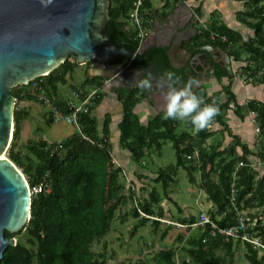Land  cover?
Listing matches in <instances>:
<instances>
[{
  "label": "trees",
  "instance_id": "16d2710c",
  "mask_svg": "<svg viewBox=\"0 0 264 264\" xmlns=\"http://www.w3.org/2000/svg\"><path fill=\"white\" fill-rule=\"evenodd\" d=\"M135 1L109 0L108 17L102 27L103 34L118 46L136 52L138 58L133 60L119 57L118 62L129 67H146L152 63L161 74L170 69L183 82L192 72L188 71L186 74V70L173 69L165 47L150 48L145 54L147 59L140 60L142 56L137 53L140 40L135 29L129 26L130 11ZM177 1L179 0H166L163 15L168 13L166 9L169 4ZM231 1L243 3V9L235 12L236 19L249 27L252 34L244 38L241 32L212 19L208 20L207 26L198 29V33L192 37L193 44L210 45L223 50L229 55L231 64L233 61L245 60V75L252 76V81L264 86V75L257 76V70L264 67V0ZM152 7L151 0L142 1L140 13L146 20V27ZM241 52L246 53V57L242 58ZM76 65L73 59L67 58L48 74L10 89L16 102L13 111L14 128L7 157L24 174L30 190H40L31 192L30 217L24 227L16 233L4 231L6 238L14 237L16 242L5 249L0 264H108L105 256L106 242H102L103 249L97 253L92 245L110 231L116 211L127 204L132 206L128 215L137 219L133 231L150 221V218L139 214L137 207L148 215L162 218L164 211L160 204L161 196L155 187L148 188V180L159 183L163 195L168 196V188L180 167L186 170L191 183L194 182L193 172H200L203 191L214 207L208 211L211 220L219 227L234 226L238 222L239 212L248 209L246 231L250 236L259 237L264 244V219L259 218L264 213V173L256 169L261 165L258 163H264V99L251 98L246 104L239 103L231 90L230 82L223 87L221 94L214 97L219 112L213 121L223 127L220 129L221 133L226 131L232 138L221 148L222 139L206 144V140L214 134L209 128L193 134L190 124L164 119L162 114L153 116L146 125L141 124L135 113V106L145 96L146 90L131 88L125 84L112 87L118 94L122 107L118 122V141L120 147L129 152L134 163L140 167L145 153L154 150L159 152L164 141H171L176 155L175 164L158 169L155 177L143 174L127 182L123 167L115 165L112 156L111 116L106 113L98 127L97 117L93 114L105 95L102 89L104 78L88 75L85 71L79 88L71 85L73 91H80V99L85 98L89 89L96 91L90 104L86 105V111L79 112V130L60 142L30 140L25 146L29 156L24 158L15 149L26 111L18 108L17 103L25 100L42 105L44 103L37 98V93L41 91L58 110L71 112L72 108L60 95L58 85L67 82L68 75L71 76ZM213 68L216 79L234 76L219 64H215ZM194 91L204 96L206 102H212L204 88L198 87ZM230 109L239 119L247 117L250 111L254 113L255 125L259 129L256 150L231 134L226 116ZM53 122L49 112L47 123ZM181 124L184 129L178 132L177 128ZM251 156L259 159L256 165L250 159ZM213 173H216V179L212 177ZM126 182L127 190L124 186ZM143 190H147L148 198L141 201L139 192ZM254 220L256 222L251 225ZM182 221L190 225L195 219L186 221L183 218ZM150 223L155 229L160 222L152 219ZM177 238L178 241L183 239L179 236ZM235 241L232 237H225L217 232L212 235L210 226L206 223L199 225V233L189 236L179 248L181 257L178 261L175 260L176 249L170 246L157 251L151 261L139 259L138 264H234ZM240 241L242 240L238 238L237 243ZM242 243L246 249V263L243 264H264V249L249 242ZM261 250L263 253L260 254Z\"/></svg>",
  "mask_w": 264,
  "mask_h": 264
},
{
  "label": "water",
  "instance_id": "95a60500",
  "mask_svg": "<svg viewBox=\"0 0 264 264\" xmlns=\"http://www.w3.org/2000/svg\"><path fill=\"white\" fill-rule=\"evenodd\" d=\"M109 4V0H49L45 4L41 0H0V263L5 249L16 242L14 237L6 238L4 231L16 233L22 229L30 217L31 204L28 182L6 154L14 128L15 98L10 89L48 74L67 58L80 65L93 60L90 75L102 76L105 82L115 85L136 88V80L148 70L153 74V87L161 84V76L153 72L152 64L145 69L117 64L119 57L138 58L136 52L104 36L102 27ZM191 15L177 28L169 22L171 34L163 41L152 33L146 35L137 50L140 60L147 59L145 54L150 48L160 46L166 48L170 65L181 68L187 60L183 58L179 64L177 56L189 53L181 43L198 33ZM202 48L208 51L211 65L222 61L221 66L231 74L226 52L210 45Z\"/></svg>",
  "mask_w": 264,
  "mask_h": 264
},
{
  "label": "rangeland",
  "instance_id": "374dc122",
  "mask_svg": "<svg viewBox=\"0 0 264 264\" xmlns=\"http://www.w3.org/2000/svg\"><path fill=\"white\" fill-rule=\"evenodd\" d=\"M158 1L159 0L152 1L155 7L157 6ZM224 5H227V7H225V10L229 15V17H226L224 19L226 24L239 30L244 38L247 37L248 34H252V30L249 27L235 20L234 14L231 12L232 8L229 7L228 3ZM195 21L196 24L198 23L203 24L205 22L203 19L202 22H199V19H195ZM205 25H207V23ZM240 54L242 58L246 57L247 55L244 52H241ZM244 62L245 60H242L240 62L239 61L232 62L233 75L234 77H236L237 81H240V84L244 88L249 87L251 83L253 84L257 83V85L259 84L261 90L260 95L262 96L261 99L263 100L264 86L259 82L252 81L253 79L249 80L248 76L246 77L245 75L246 72L244 70ZM90 63L88 62L84 65L77 64L74 67L71 76L68 75L67 82L65 84L60 83L58 85L60 95L64 97L67 101L73 103L75 106H79L80 104L76 100L73 94V89H74L73 87H76V89L79 88L82 81L84 80L85 71L88 75H90V68H89ZM211 80L212 81H210V83L207 86L206 84L204 85L203 82H201V85L202 86L204 85L207 87V89H209L208 91L211 92L210 95L212 96L218 95L217 93L220 91V88L217 91L216 89H210L211 85L218 86L216 85L217 82H214L213 79ZM215 81L218 80L215 79ZM71 85H73V87ZM102 89L104 92L111 90L107 85V82H105V80ZM91 90L92 89H89L88 92L90 93ZM249 98L250 97L244 98L243 102H245ZM17 104H18V108H23V110L26 111V115L20 124V136L17 142V147L15 149L17 152H20L24 158L29 156V153L25 149V146L30 140L44 139L47 142H60L64 140L68 135H70L69 133L72 130L74 132L78 130V128L75 127L73 124L67 123L62 119H56L54 120L53 123L48 124L47 118L50 112V107L47 104L41 105L35 101H25V100L19 101ZM110 107L112 106L109 103L102 108V110L104 111H101L100 113V109H97V112L94 111L93 114L100 113L101 115L105 112V110L110 109ZM151 116L152 115H148L147 117L149 118ZM101 121H102L101 117L99 119L97 118L98 127H100ZM250 124L253 126V130L251 136L246 137V142L247 141L249 142V146L251 148L257 149L258 146H256V142H257L259 129L256 127L255 121H253V119ZM115 125L116 124H113V127H115ZM216 125L217 124L213 126L214 129H216L215 127L222 129V126H220L219 124H218L219 126ZM230 126L233 132L235 133L241 132V130H238V127L236 128V126L234 127L232 125ZM182 129H184L183 124L179 125L177 131L180 132ZM225 135L226 132L224 131L222 133L220 132L218 134H214L213 138L214 140L217 138H218L217 140L222 139L223 142ZM111 139H112L111 141L113 142L112 144L113 149L116 148H117L116 150H118V148L120 149V146H118L119 145L118 137H115L113 135ZM230 140L231 138L227 136L221 148H223ZM206 142H207L206 144H208L209 142H211V140L208 139L206 140ZM115 151L113 152V154L115 153ZM122 151L126 153L125 149ZM113 154L112 156L115 157L114 156L115 154L114 155ZM121 156L123 159H125L124 153H121ZM115 158H117V156ZM250 159L253 161V163H255V165L256 162L259 160L256 156L255 157L251 156ZM124 161L126 163H124L123 165L122 162L118 161L117 159H114L115 165L117 166L121 165L124 171L132 175L134 178L138 177V175H143V174L150 175V177L153 178L157 175L158 169L165 168L170 164H175L176 162L175 149L172 146L171 141H164L162 142V147L159 152L157 150H154L145 153V156L141 160L143 164L142 163H141L142 165L139 164L140 167H138V165H136L132 161H130L129 163L132 166H130L126 160ZM258 164L261 165L257 166L256 169L259 171L262 170L261 173H264V163H258ZM141 167H145L146 170L143 171L144 168ZM193 176H194V182L191 183L188 180L186 170L180 167L177 171L175 180L170 184L168 188V196L163 195L162 188L159 183L154 182L152 179L148 180L149 182L148 188L150 186L155 187L161 196L160 204L164 211L162 215V219L166 220L167 218H169L170 215V218L174 220L173 222L176 221L182 225H177L175 223L173 224L159 220L160 223L158 227L154 229L153 225L150 223L152 218H150L149 219L150 221H148L145 225L139 226L138 228L135 229V231H133L134 230L133 226L136 224L137 219H135L131 215L127 217V215L130 214L129 211L132 209V206L130 204H127L120 207V209L116 211L115 216L111 221L110 231L99 242L93 243L92 245L93 250L96 253L100 252L103 249L102 242H106L105 256L108 258V264H138L139 259L142 260L141 258H144L146 261H151L155 253H157V251L172 246L173 248L176 249L175 260L178 261L181 257V250L179 248L182 246V244L187 240L189 236H194L199 233V225L191 226L188 225L187 223H182L184 222L182 221L183 218L186 221H189L191 218H194L196 222L199 219V214L201 210L206 215H208L209 214L208 211L214 208L212 205L208 206V203L210 202L207 199V195L203 191L200 181V172L198 170L194 171ZM212 177L216 179L217 178L216 173H213ZM120 179L122 178L120 177ZM124 186H126L125 189L127 190L128 187L127 182L124 183ZM139 193H140L139 195L141 201L145 197L148 198L147 190H143L142 192ZM247 212L248 209H245V213ZM178 236L183 238V240L178 241L177 238ZM240 242L242 243V241ZM234 249L236 254L234 264L246 263V259L244 256L246 249L244 248V245L242 246L240 243L239 244L237 243V239L235 241ZM261 253H263L262 250L260 251V254ZM119 256L122 262L119 259Z\"/></svg>",
  "mask_w": 264,
  "mask_h": 264
},
{
  "label": "crops",
  "instance_id": "0c3cea01",
  "mask_svg": "<svg viewBox=\"0 0 264 264\" xmlns=\"http://www.w3.org/2000/svg\"><path fill=\"white\" fill-rule=\"evenodd\" d=\"M152 1L153 0H151V2ZM164 2H166V0H159L156 7L153 5V2H152L153 7L151 8V17L148 20L147 27L145 25L146 20L143 19V24H144L145 30L147 31L146 35L152 33L154 36H158V39H160V41H163L164 36L163 37H159V36H162V34L165 32V30L166 29L168 30L170 28L168 26L169 22H171L173 24L174 28H177V26L179 24L182 25L183 22H185V19L189 17L190 12L192 14L190 16V18H194V15H198L199 19H201V20H199V22L200 21L202 22V19L205 21L203 24L194 23L195 24L194 26L198 30L200 27H202L206 23L208 25V20L210 21L212 19H217L220 22L226 24L224 19L226 17H229L228 13L225 10V7H227V5H224V4H226V3H228L229 7L232 8L231 12L234 14L235 20L237 22H238V20L236 19L235 12L243 9V3L239 2V1H231V0H227V1L226 0H183V1H180L179 0L175 4L174 3L169 4L170 6L166 9V12H168V13L166 15H163V11H165V8L163 6ZM159 6H160V8H159ZM207 25H205V26H207ZM129 26L133 28L131 23H129ZM230 27H232V26H230ZM156 28H158L157 32L155 31ZM235 30H237V29H235ZM175 31H177V29H175ZM237 31H239V30H237ZM192 37L193 36H190L188 39L183 40L181 43L182 49L186 50L189 53H181V54H179V56H177V59H176L177 62H179V64H180L184 58L185 60H187L186 63L185 64L182 63L181 68H177V69L172 67L171 65L170 66L173 69L178 71V70L184 68L186 65L189 66V64H191V58L192 57L196 58L195 68H196L197 72L194 71V73H195V75L196 74L198 75V82L199 83H198V86H196L194 88V90L197 89L198 87L203 88V86L205 84L207 86L210 83V81H212L211 79H213L214 82H217L216 85H218V86H212L211 85L210 89H216V91H217L220 88V91L217 93L218 95L222 93L223 87L230 82L231 90L236 95V99L239 103H244L243 101H244V98H246V97H250L247 100H250L251 98L261 99L262 96L260 95V93H261L260 85L259 84L257 85V83L256 84L251 83L249 87L244 88L240 84V81H237L236 77H234V76L231 78L230 77L229 78L222 77L220 79H217L218 81H215L216 78L214 77V74H213L214 68L207 62L208 60L206 59L208 56L210 58L208 51L203 49L202 46H196L195 44H193ZM220 63L221 62H215V64H220ZM169 64H170V62H169ZM220 66H221V64H220ZM187 68L189 69V67H187ZM191 71H193V70L191 69ZM232 74H233V70H232ZM104 80H105V78H104ZM201 82H203V84H204L203 86L201 85ZM107 85L109 86V88L111 90L104 92L105 95H104L101 103L98 105V107H96L93 110V112L94 111L97 112V109H100V113H101V111H104V110H102V108L110 103V105L113 108L110 107V109L105 110V112L101 115H100V113H94V115H96L98 119L100 117H101V119H103L104 115L106 113H109L111 116V123H110V131H111L110 133H112L111 137H113V135L115 137H118L119 136V130H117V128H118V122L120 121L121 115H122V111H121L122 107H121V102L118 100V94L112 90V87H117L119 85L112 84L111 82H109ZM206 86H204V89L206 90L207 94L211 98H214L216 95L215 96L210 95L211 92L208 91L209 89H207ZM152 88L153 89H151V90H147L145 96L135 106V113L138 115L139 121L143 125H146L148 123V121L151 120V118L153 116L161 115V114L163 115V97H162L163 89L160 86V82L158 83V86L152 87ZM147 93L149 94L148 95L149 97L147 96ZM148 115H152V116L148 118L147 117ZM226 116H227V123H228L229 129L231 131V134L238 136L242 141L246 142V137H250L252 134V130H253V126L250 124L251 121L249 120L248 116L247 117L245 116L244 119H239L232 109H230L227 112ZM48 117H49V114H48ZM228 120H229V122H228ZM143 121H145V122H143ZM113 124H116L115 127H113ZM215 124H217L216 126H219L218 123L213 121L212 126H211V130L214 131L213 132L214 134H218V133H220V129L217 127H215L216 129H214L213 126ZM230 125H232L233 127L236 126V128L238 127V130H241V132H239V133L233 132L230 128L231 127ZM222 132H224V131H222ZM72 133H74L73 130L69 134H72ZM214 134L209 138V140H211V142L217 141V139H218L217 138L214 140V138H213ZM227 136H229L231 138V135H228L226 132V135L223 139V142H225V139ZM111 137H110V140H112ZM223 142H222V144H223ZM246 143L249 144L248 141ZM112 144H113V142H112ZM118 146H120V144ZM116 149H113V145H112V154ZM122 150H124V149H122L120 147V149L118 148V150L115 151V153H114L115 155L114 154L113 155L115 157L117 156V158L113 157V160L117 159L118 161L122 162L123 165H124V163H126L124 160H126L128 164L130 163V161H132L134 163V161L130 158L127 150H126V153L123 152ZM121 153L125 154V159L122 158ZM130 166H132V165H130ZM140 170H143V169H140ZM145 170L146 169L144 168L143 171H145ZM261 171L258 170V172H261ZM125 178H126V180H130V179H133L134 177L132 175H130L129 173L125 172ZM211 205H212L211 202L208 203V206H211ZM201 212H202V210H201ZM168 215H169V213H168ZM128 216H130V215H127V217ZM167 220L174 221L170 218V215H169V218H167ZM178 220H180V219H178ZM184 223H186V222L184 221ZM239 243L243 246V243H241V242H239ZM119 259L121 260L120 256H119ZM121 262H122V260H121Z\"/></svg>",
  "mask_w": 264,
  "mask_h": 264
},
{
  "label": "clouds",
  "instance_id": "9594fccd",
  "mask_svg": "<svg viewBox=\"0 0 264 264\" xmlns=\"http://www.w3.org/2000/svg\"><path fill=\"white\" fill-rule=\"evenodd\" d=\"M47 2L49 0H41L42 4ZM198 83V80L191 76L181 82V77L170 69L164 70L161 74L163 118L190 124L193 134L206 129L219 112L217 101L206 102L204 96L194 91ZM134 86L142 90H151L152 71H144Z\"/></svg>",
  "mask_w": 264,
  "mask_h": 264
},
{
  "label": "built area",
  "instance_id": "2783aa9c",
  "mask_svg": "<svg viewBox=\"0 0 264 264\" xmlns=\"http://www.w3.org/2000/svg\"><path fill=\"white\" fill-rule=\"evenodd\" d=\"M142 1L143 0H136L134 2V6L130 11V23L133 26V29H135L136 31V36L139 38L140 42L146 37L147 31L145 30L144 24H143V17L141 16L140 13V7L142 5ZM195 19H199L198 15H194ZM200 20V19H199ZM201 22V21H200ZM203 27H205V25H203ZM215 34H212V36H214ZM264 75V67H261L257 70V76H261ZM247 77V76H246ZM248 79L251 80L252 76H248ZM95 89L91 90L90 93H88L84 99H80L79 95H80V91H73V94L76 98V100L79 102V106H75L73 103H71L70 101H67V105L69 107L72 108L71 112L69 113H64L61 112L60 110H58L56 108V106L51 102L50 98L48 96H46L43 92H38L37 93V98L38 100H40L41 102H43L44 104L49 105L50 107V112H51V116L54 120L56 119H62L67 123L73 124L75 127L78 128L79 130V122H78V115L80 111H86V105L90 104V100L93 98L94 94H95ZM211 100L213 101L214 98H211ZM249 100H246L244 103L246 104ZM248 117L250 118V120L254 121V113L252 111H250L248 113ZM213 122V121H212ZM212 122L210 123V125L207 127L209 129H211V125ZM259 131V130H258ZM85 138H88L84 135H82ZM196 154V153H195ZM241 164V163H240ZM129 182V180H127ZM40 190V188L38 189H32L30 190L31 192H36ZM234 190H232L233 193ZM138 197V195H137ZM233 198V196H232ZM136 205V202H135ZM137 206V205H136ZM138 212L141 216L147 217V218H152V219H158L161 221H165L168 223H175L177 225H182L178 222H173V221H169V220H165L162 219L161 217H156L153 215H148L145 212H143L139 207H137ZM248 213V212H247ZM245 210H242L241 212H239L238 214V222L236 225L234 226H230V227H219L217 225V223L213 220H211L208 215H206L204 212H200L199 214V219L190 224L191 226H198V225H203L208 223L210 226V233L212 235H214L216 232L225 236V237H232L234 240L236 239H240L242 241L245 242H249L251 244H253L255 247H258L259 249H264V244L262 243V241L260 240L259 237H254V236H250L249 233L246 231V228L248 226L247 223H245L246 221H248V218L246 217ZM259 218L264 219V215L261 214L259 215ZM256 222V220H254L252 222L251 225H254V223ZM241 231V233H239Z\"/></svg>",
  "mask_w": 264,
  "mask_h": 264
},
{
  "label": "flooded vegetation",
  "instance_id": "af4514ba",
  "mask_svg": "<svg viewBox=\"0 0 264 264\" xmlns=\"http://www.w3.org/2000/svg\"><path fill=\"white\" fill-rule=\"evenodd\" d=\"M217 49V48H216ZM208 61V63L211 65V59L209 58V57H207L206 58ZM221 59V58H220ZM220 59H217V60H220ZM119 60V59H118ZM195 60H196V58H194V57H192L191 58V64H189V66L188 65H186L184 68H182V69H180L179 71H181V70H186V74H188V71H189V73L190 72H192L191 74H190V76L191 77H194V78H196L197 80H198V75L196 74L195 75V73H194V69H193V71H191V69L193 68V67H195L196 66V64H195ZM221 61V60H220ZM222 62V61H221ZM230 63H231V60H230ZM117 64H121V62H118L117 61ZM152 64V63H151ZM214 64H215V62H213V65H211L212 67H214ZM221 64V63H220ZM219 64V65H220ZM122 65V64H121ZM232 65V64H231ZM125 67H127V68H131V69H139V68H142V69H145V67H135V66H133V67H129L128 65L127 66H125ZM152 67H153V72L154 73H156V74H158L159 76H161V73L159 72V71H157V69L155 68V64H152ZM187 67H189V69L187 68ZM223 68H225V67H223ZM197 72V71H196ZM182 80V79H181ZM109 82L107 81V84H108ZM121 84H123V83H121ZM120 84V85H121Z\"/></svg>",
  "mask_w": 264,
  "mask_h": 264
},
{
  "label": "bare ground",
  "instance_id": "6f19581e",
  "mask_svg": "<svg viewBox=\"0 0 264 264\" xmlns=\"http://www.w3.org/2000/svg\"><path fill=\"white\" fill-rule=\"evenodd\" d=\"M173 26V25H172ZM171 30H172V28L170 27L168 30L166 29L165 30V32L162 34V36H159V37H165V38H167V37H169L170 36V34H171ZM160 40V39H159Z\"/></svg>",
  "mask_w": 264,
  "mask_h": 264
}]
</instances>
